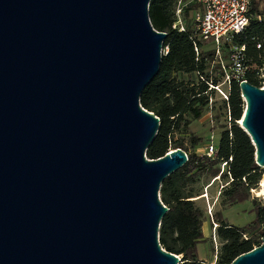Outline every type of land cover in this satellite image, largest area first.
Instances as JSON below:
<instances>
[{
	"label": "water",
	"instance_id": "1",
	"mask_svg": "<svg viewBox=\"0 0 264 264\" xmlns=\"http://www.w3.org/2000/svg\"><path fill=\"white\" fill-rule=\"evenodd\" d=\"M151 0H0V264H179L159 240L181 148L146 151L167 33ZM264 169V89L240 83ZM264 194V180L262 183ZM231 264H264V239Z\"/></svg>",
	"mask_w": 264,
	"mask_h": 264
},
{
	"label": "trees",
	"instance_id": "2",
	"mask_svg": "<svg viewBox=\"0 0 264 264\" xmlns=\"http://www.w3.org/2000/svg\"><path fill=\"white\" fill-rule=\"evenodd\" d=\"M177 2L150 1L151 23L156 30L167 33V38L163 42L160 71L140 96L142 107L160 119L157 135L148 147L146 156L158 159L177 148L188 155V162L161 185L160 199L169 211L161 221L159 240L165 250L181 256L179 264H205L198 249L204 237V212L194 199L200 194L193 195V185L204 174L212 176L214 182L228 179V184L221 190L222 203L233 207L251 201L254 213V219L243 227L224 223L219 213L215 217L219 224L216 234L220 246L216 250L211 247L210 258H215L213 264H231L236 257L259 246L264 239V201L251 199L252 190L258 186L264 169L256 164L255 146L239 125L245 110L240 83L232 81L228 100L222 98L218 109L213 106L211 100L216 89L210 86H218L221 79L219 66L213 65L215 49H204L213 44L195 36L191 19L189 24L184 22V32L173 27ZM261 7H264V0H252L249 25L225 46L228 54L232 46L245 47V64L255 66L246 73L245 80L260 88L263 82H260L258 72L264 61V19L258 20V15L263 12ZM198 9V4L187 3L183 18L190 14L192 16ZM195 44L199 48L198 54ZM258 45L261 47L257 48ZM181 75H186V78L181 79ZM207 112L217 122L222 117L226 121L220 123L223 132L218 147H215L216 155L212 157L188 153L184 139L175 137L177 132L189 133L195 146L199 139L191 134L190 127L192 122L201 119Z\"/></svg>",
	"mask_w": 264,
	"mask_h": 264
},
{
	"label": "rangeland",
	"instance_id": "3",
	"mask_svg": "<svg viewBox=\"0 0 264 264\" xmlns=\"http://www.w3.org/2000/svg\"><path fill=\"white\" fill-rule=\"evenodd\" d=\"M192 20L191 14L183 18V22L189 24V21ZM228 42V41H227ZM226 43L222 45V54L224 59L227 60L228 57V48L225 47ZM213 45H208L204 47L205 50L212 49ZM230 49V48H229ZM164 53V52H163ZM255 66H252L251 69H254ZM259 79L260 82H264V61L261 66H259ZM186 75H181V79H185ZM220 79V90L225 91L226 87L221 82ZM220 90H216V94L213 95L211 101H213V106L216 109L219 108L222 96ZM242 97V95H241ZM216 112V110H215ZM214 112V114H215ZM213 116V115H212ZM217 123V124H216ZM219 123V124H218ZM220 123H226L225 117H222L218 122L212 119L210 112H207L203 117L197 121L192 122L190 127L191 134L199 139L198 143L193 146L190 134H183L177 132L176 138H183L185 146L188 153H195L198 156H203L206 153L207 146L210 142H213L215 147H218L219 141L221 139V134L223 129L220 127ZM240 125V124H239ZM216 155L214 151L213 156ZM264 180V175L258 186L252 190L251 199L257 198L264 201V194H261L262 190V181ZM228 179H218L214 182L212 176L208 174L201 175L197 183L193 185V195H199L194 198L197 199L198 206L204 212V223L202 226L203 231V240L198 244V249L200 253V258L204 260L205 264H213L215 258L211 257V247L213 246L215 250L220 246L219 237L216 234V228L219 224L216 223V215L219 213L224 223L235 226L243 227L254 219V213L252 212L251 201L240 203L233 207H228L222 203L221 190L224 186L228 184ZM181 257V256H180Z\"/></svg>",
	"mask_w": 264,
	"mask_h": 264
},
{
	"label": "built area",
	"instance_id": "4",
	"mask_svg": "<svg viewBox=\"0 0 264 264\" xmlns=\"http://www.w3.org/2000/svg\"><path fill=\"white\" fill-rule=\"evenodd\" d=\"M190 2L199 5V9L192 14L195 36L197 35L213 44L215 49L213 65L219 66L218 74L226 89L225 91L220 90V84L215 87L211 85L210 87L220 90L221 96L228 100V91L232 81L239 83L246 81V73L250 71L252 66L245 64L244 46L240 48L232 46L226 60L222 54V45L224 42H230L234 35L241 34L249 25L252 0H189L188 2L186 0H178L175 9L176 21L173 27L180 32L186 30L183 22V11L187 3ZM261 11L263 12L258 15L259 21L264 19V7H261ZM260 47L261 45L257 46V48ZM195 52L199 53V48L196 44ZM262 89H264V82ZM243 101L245 102L244 99ZM214 151H216L215 146L213 142H210L205 154L208 157H212Z\"/></svg>",
	"mask_w": 264,
	"mask_h": 264
},
{
	"label": "bare ground",
	"instance_id": "5",
	"mask_svg": "<svg viewBox=\"0 0 264 264\" xmlns=\"http://www.w3.org/2000/svg\"><path fill=\"white\" fill-rule=\"evenodd\" d=\"M241 122V121H240ZM262 183H263V181H262ZM263 190V189H262ZM261 194H263V191H261Z\"/></svg>",
	"mask_w": 264,
	"mask_h": 264
}]
</instances>
